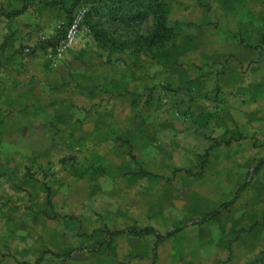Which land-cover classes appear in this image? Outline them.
<instances>
[{"label":"rangeland","instance_id":"1","mask_svg":"<svg viewBox=\"0 0 264 264\" xmlns=\"http://www.w3.org/2000/svg\"><path fill=\"white\" fill-rule=\"evenodd\" d=\"M130 1L0 0V264H264V0Z\"/></svg>","mask_w":264,"mask_h":264},{"label":"trees","instance_id":"2","mask_svg":"<svg viewBox=\"0 0 264 264\" xmlns=\"http://www.w3.org/2000/svg\"><path fill=\"white\" fill-rule=\"evenodd\" d=\"M117 16H123L124 18H133L136 16H144L151 15L153 22L151 27V33H149L148 37L154 39L155 41H161L167 32L166 25V11L164 8V3L161 0H131L127 4L121 5L117 8L116 11ZM149 38V39H150ZM264 160V159H263ZM262 160V161H263ZM216 210L210 212L206 215L205 218L198 222H203L209 217L216 214ZM174 231H169L165 235H161L155 229L151 227H145L143 229H135L132 227L119 229L111 231V234H145V233H153L157 240L164 239L165 237L171 235Z\"/></svg>","mask_w":264,"mask_h":264}]
</instances>
